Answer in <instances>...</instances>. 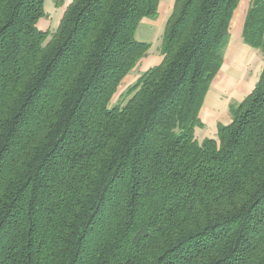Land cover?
<instances>
[{
	"label": "trees",
	"instance_id": "trees-1",
	"mask_svg": "<svg viewBox=\"0 0 264 264\" xmlns=\"http://www.w3.org/2000/svg\"><path fill=\"white\" fill-rule=\"evenodd\" d=\"M0 0V264H264V69L216 139L196 138L241 0ZM65 0H58L62 7ZM243 43L264 60V0Z\"/></svg>",
	"mask_w": 264,
	"mask_h": 264
},
{
	"label": "crops",
	"instance_id": "crops-1",
	"mask_svg": "<svg viewBox=\"0 0 264 264\" xmlns=\"http://www.w3.org/2000/svg\"><path fill=\"white\" fill-rule=\"evenodd\" d=\"M57 1H54L55 5L53 7L54 12H56V13L59 12L55 26L52 25L51 20L47 17L49 12L47 11V9H45V17L43 19H41L39 21V24H38L40 29L45 30V31H47V30L55 31L57 29L59 22H60V19H61L62 15L65 11L66 5H68L70 0H65L64 5L62 7L57 6V4H56ZM246 2H247L246 0H241L240 4L238 6V8L240 9L241 5H243L242 18L239 19V23L237 25V30L233 35V32H234L233 24H234L235 18L237 16V12L239 10L237 12L235 11L236 14H234L232 26H231V28H232V35L231 36L234 39H232L231 42H229V45L227 46V53L224 57V63L221 67V70L219 71V73L216 76L217 78L215 77V79L218 80V79L223 78L224 76H227L229 78V80H231V78L233 80L236 78L233 77L232 74L228 72V69L233 68L236 71L240 72L241 75L236 79V82H235V92H234V94L236 92L239 93V95H237V94L236 95L240 98V100L235 102L234 99H230V96H231L230 93L228 95L224 94L226 96V98H223L220 95L216 94V92H213L211 90V87H210V89H209V91L205 97L203 107H202L201 112H200V119H201L204 126L202 128H199V129H204V128L208 127V129H206V131L208 130V132L200 133L198 131V129L196 130V135L197 134H199V136L203 135L202 141L205 139H216L217 134H218V126L219 125H228L231 122V113H230L231 104L242 102L248 95H250L252 93V91L254 90L256 84L258 83L260 75L264 69V67H263L259 77L258 78L256 77L255 82H254L255 78L253 79L252 77L249 80L250 82L247 81V77L245 76V73L247 71V62L249 61L250 63H252L254 61V56H255L254 52H256V51L253 48H251L253 50L252 51V50H250V47H248V46L246 47V45L243 43V39H242L243 25H244L245 17H246V14H247V11H248V8L250 5L249 1H248V4H246ZM250 2H251V0H250ZM174 3H175V0H172L170 3L165 2V6H163L164 3H163V1H161L160 6H159V13H160V10H161V12H164L165 10H167L168 7L173 10ZM50 6H51V3H50ZM158 19H159V16L157 17V19L153 20L154 22H151L149 24L148 30H153L154 32H156L155 27L160 26L162 24L161 21H158ZM166 22H167V20H166ZM166 22L164 25H166ZM138 29H139V27H138ZM164 29H165V26H164ZM157 33H158V31H157ZM160 39L161 38H159V41H160ZM158 49H159V47H158ZM250 54H252V55L250 56ZM160 56L161 57H156L158 60L154 59L153 65L147 64L146 69L140 70V72L145 73L149 69L156 67L159 64H161L163 57H162V55H160ZM148 57L149 56H147V59H149ZM130 76H132V74ZM140 76L141 75H139V77ZM129 78L130 77H128V79ZM128 79L126 82H128ZM215 79L213 80V82L211 84L212 87H215V85H216ZM196 138H197V136H196Z\"/></svg>",
	"mask_w": 264,
	"mask_h": 264
},
{
	"label": "rangeland",
	"instance_id": "rangeland-1",
	"mask_svg": "<svg viewBox=\"0 0 264 264\" xmlns=\"http://www.w3.org/2000/svg\"><path fill=\"white\" fill-rule=\"evenodd\" d=\"M54 1H57V0H47V1H45V5L47 4L45 6V9H47V11L49 12L47 17L51 20V23H52L53 26H55L57 17L59 15V12L56 13L53 10L54 9L53 7L55 5ZM161 1H163V3H164L163 6H165V2L170 3L172 0H161ZM246 1H247L246 4H248V1L250 3V0H246ZM50 3H51V6H50ZM242 11H243V5H241L240 9L238 8L236 10L237 16H236L234 24H233V28H234L233 35L236 32V30H237V25L239 23V19L242 18ZM236 12H235V14H236ZM171 13H172V9H170L169 7L164 12H161V10H160V13H159L160 15H159L158 21H161L162 24L160 26H156L155 27V31L156 32H154L153 30H148L149 24L151 22H154L152 19H144L142 21V23L139 26V29L137 31V40L139 42L152 44V48H151V50L149 51V53L147 55V56H149L148 57L149 59H147V57H146V59L145 58L142 59L139 62V64L137 65V68H135L129 74L128 77H130V78L128 79V77H127L123 81L122 86L120 87L118 93L114 97V100H113L114 103L118 102V99H120L122 97V95L128 90V88L130 86H132L137 81L139 75H142L144 73V72L141 73L140 70L146 69L147 64L153 65L154 64L153 63L154 59H157L156 57H161L160 56L161 55L160 54V47H161L162 37H163V33H164V26H165L164 24H165L166 20H168V18L170 17ZM157 31H158V33H157ZM231 35H232V28H231ZM159 38H161L160 41H159ZM232 39H234V38H232V36H231L230 37V42H231ZM158 47H159V49H158ZM250 50H252V49L250 48ZM255 51L256 52H254L255 53L254 61L252 63H250L249 61L247 62V71L245 73V76L247 77V81H249L251 79V77H252L253 79L255 78L254 79V82H255L256 77L257 78L259 77V75L261 73V70L264 67V60H263V57H262L261 53L259 51H257V50H255ZM226 53H227V48L225 50L224 57H225ZM251 55L252 54H250V56ZM228 72L231 73L232 76L235 77L236 79L241 75L240 72L236 71L233 68L228 69ZM131 74H132V76H130ZM127 79H128V82H126ZM236 79L232 80V78H231V80H229V78L227 76H224L223 78L218 79V80L215 79L216 85H215V87L211 86V90L213 92H216V94L220 95L223 98H226V96L224 94L228 95L230 93L231 94L230 99H234L235 102L239 101L240 98L237 96V95H239V93L236 92L234 94ZM206 129H208V127L204 128V129H198V131L200 133L208 132V130L206 131ZM196 136H197L198 141L201 142L202 139H203V135L199 136V134H197Z\"/></svg>",
	"mask_w": 264,
	"mask_h": 264
}]
</instances>
